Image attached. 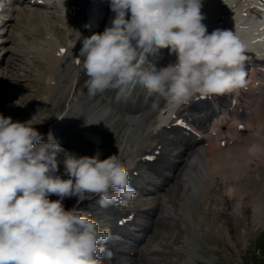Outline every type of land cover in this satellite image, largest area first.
<instances>
[{"label":"clouds","instance_id":"9594fccd","mask_svg":"<svg viewBox=\"0 0 264 264\" xmlns=\"http://www.w3.org/2000/svg\"><path fill=\"white\" fill-rule=\"evenodd\" d=\"M110 7L111 27L84 37L79 51L89 95L138 84L179 106L246 86L244 45L230 30L208 33L202 0H110ZM133 40L167 48L176 62L144 67ZM135 195L116 154L77 156L51 132L43 142L29 121L0 114V264H102L110 232L78 205L96 196L101 207L123 209ZM72 197L76 205L66 209Z\"/></svg>","mask_w":264,"mask_h":264},{"label":"bare ground","instance_id":"6f19581e","mask_svg":"<svg viewBox=\"0 0 264 264\" xmlns=\"http://www.w3.org/2000/svg\"><path fill=\"white\" fill-rule=\"evenodd\" d=\"M21 2L22 0H14L13 7L8 13H12L13 10H16V4ZM61 2L69 14L65 15L61 12V17H63L64 23V32L60 36V34L55 31H46L44 34L45 39L40 45H34L29 42L24 43V41H27L25 40V36H28L26 31L35 34L32 28L34 22L31 20H35L36 16H39V13L34 11L27 12L26 16L28 20L24 21V24L21 20L22 13H20V17L5 14V18L11 17L12 20H15V26L21 31L19 33L20 35L17 33L20 47L15 52L20 56H25V58L22 56V58L25 59L24 63L37 70V79L45 86L44 90H42V98L37 105L41 111L35 117L36 121L32 126L36 127L41 134H44L47 137L48 133L51 132L53 137L59 143L66 142L69 138L68 135L77 137L75 138V142L81 147L80 151H82L83 155H87L89 150L93 154H96V152L99 151L101 155H103L108 149H111L113 154L118 156L126 168L130 180L132 172L139 168L140 157L142 154L154 149L156 150L158 145H160L153 140L161 139L163 143L168 142L171 145V148H167L165 144L163 149H168L173 154L179 153L180 159H182L181 154L183 155L187 149L183 148L184 145L178 142L177 139H175L176 137L171 135L172 132H168L167 127L176 121L173 116L177 112L186 110L188 106L185 104L177 106L170 103L166 98L152 93H149L146 100H143V97H141L136 100L138 103L136 101L132 103L133 100L130 98L131 94L128 92L127 88L124 91H121L120 89H107L104 92L89 95L85 87V81L88 77L85 75L82 67L83 58L79 56V51L82 47V40L84 37H87L85 18L86 8L89 6V0H57L54 2V5L56 6L57 3ZM262 6L261 0H204L201 11L206 19L203 23L207 26L208 33H211L216 29L230 30L238 37L244 45L245 50L249 46L250 49L251 47H257L264 55V32L261 31V28L264 27V10ZM60 11L63 10L61 9ZM227 13L232 15L234 22L237 24V26H235L236 30L229 28L222 29L217 26L218 14H220L221 17H224ZM2 26L8 28L9 26L12 27L14 25L10 24L9 21L4 20L2 21ZM54 30H57V28H54ZM99 33H102V29ZM3 40L7 42L10 38H4ZM61 49H65L63 55L59 54ZM5 50L7 51L8 49L5 47ZM26 56L38 59V65H35L33 60ZM77 58H79V64L75 63ZM175 62V54H170L169 50L165 48L161 63L157 65V70L167 67L169 64H174ZM39 66L43 69H38ZM8 69L9 68L5 70L0 69V78L8 80L13 78V76L9 75L10 73H8ZM258 76L262 77V73L255 70L252 71V77L249 80L252 82L251 87L253 91H256L258 87ZM5 95L4 97H6L7 101L4 104H8L10 107V104L14 103V100ZM83 105L87 106V110L82 108ZM51 107L52 112H57L59 107H61V110L55 118L51 113ZM47 108H50L49 112H47ZM70 113L80 115V119L74 122V125L67 121ZM263 113L264 98L262 97L260 104L255 108L253 115L251 116V122L257 123L258 125V129L254 133L255 136L260 137L262 135V133L258 135L257 132L259 130L262 131L263 129L259 122V117ZM69 116L71 117V114ZM214 117L220 118V121L224 122L225 118L221 117L219 114L215 113ZM33 119L34 118H32V120ZM103 120H106V123L101 125L100 123ZM219 128L220 133L224 134L222 124L219 125ZM83 130L100 134L103 138V143L99 146L93 145L82 136L81 132ZM215 130L216 127H213L212 124H210L207 134L212 137ZM65 131L67 137L64 136ZM156 132H158V135L153 136L152 134H155ZM248 153H250L248 159L251 157L248 162L249 168L244 172L237 174L236 177L224 176V171L222 169L225 167V163L221 160V150L215 151V149L212 148V145H206V147L198 148L196 151H190L188 152V156L183 158L185 163L182 164L183 168L181 169V176L184 173H187V175L191 174L195 177V179L194 177L192 178L190 184L185 181V190L183 191V194L180 195L181 199L179 201V205L182 208L181 215L184 219H181V223L186 231V244L189 246L190 250L188 254V248H185L187 253V259L185 260L186 264H196L194 261V258L196 257L194 256L195 241L198 236L204 237V234L199 227L204 220V214L201 212V205L206 204L208 198L204 193L205 191L211 193L218 189L212 198V206H218V203L221 201L226 208L221 206L218 208L226 210L231 216H234L240 206L241 208H247L250 206L247 199L250 193L251 183L255 182L256 186H261V188L264 189V147L263 145L255 147L251 146L247 154ZM199 154H201V157H205V166H203V168L199 165ZM77 155L80 156L81 154ZM251 155L254 157L252 158ZM239 157L240 156H238V158ZM101 159L103 158L101 157ZM202 165H204L203 160ZM167 173L168 172L165 174ZM177 178L179 179V175ZM133 181H135V179ZM140 185L142 184L140 183L137 186ZM134 190L136 195L133 199L139 202V198L142 196V190L146 189L144 187L141 189L136 187ZM188 193L191 194L190 202L182 199L184 197L183 195L186 196ZM164 197L166 198V195H164ZM237 197L240 198L239 201ZM262 197H260V199ZM93 198L94 197H91L80 203L78 209H81V206L90 203ZM160 198L163 197L161 196ZM50 199L56 200L58 197L52 195ZM133 199L127 209H134ZM148 201H153V199H148ZM76 202L75 197L65 198L63 204L66 209H71L76 205ZM166 203L165 200L161 209H167L170 215H174V217L180 215V213H177L174 209L173 204L170 203V206L168 207L166 206ZM118 209L121 208L112 205L110 210H106L104 213V219L101 217L100 222L93 219L99 224L101 230L107 229L110 233L116 232L115 235H113L103 246L111 247L112 243H117L122 240L123 237H126V235L122 233V228H118L116 225L115 227L114 225H110L111 219L114 220L116 217L115 212H118ZM263 212L264 207L262 206L259 209L260 218H262L260 213ZM191 214L195 217H192ZM110 216H112V218H110ZM142 217L143 214L136 219L142 220ZM189 222L191 227L189 226ZM134 225V228L136 229L137 225L135 223ZM204 226L206 228L205 232L207 233L214 232L218 229L214 224L204 223ZM114 229H116V231H114ZM132 231H134V229H132ZM162 233L167 234L165 231H162ZM147 239L148 236L145 237V240ZM151 243L152 239L148 241L149 245ZM117 246H119V248L121 246L125 250H128L127 246L124 244ZM154 248L156 250L153 249L148 251L146 249V251H142L140 249L137 252L139 255L144 254L145 257L150 256L149 253L152 252L158 254V250L161 251V244L158 243ZM180 248H183V246H179V249ZM102 256L107 264H127L125 260L111 259L105 257L104 254Z\"/></svg>","mask_w":264,"mask_h":264},{"label":"rangeland","instance_id":"374dc122","mask_svg":"<svg viewBox=\"0 0 264 264\" xmlns=\"http://www.w3.org/2000/svg\"><path fill=\"white\" fill-rule=\"evenodd\" d=\"M21 20L24 24V18H22ZM13 27L17 28L15 25L12 26V28ZM10 28H11L10 26L7 28L8 29L7 33H10ZM58 31H60V29ZM17 33L18 32H16L15 36L9 35L6 38H10V40H9L10 42H14V41L19 42L17 39V36L19 33L18 34ZM11 37H13V38H11ZM29 43H32L34 45H40L41 42H37V41L32 39ZM9 46H12V45L10 44ZM19 46H20V43H19ZM6 49H8L9 51L5 50L4 55H7L9 53H11V54L16 53L11 48H6ZM17 50H15V51H17ZM1 54L2 53L0 52V55ZM3 58H4V56H3ZM10 60H11V57H10ZM34 60H33L34 64L38 65V59H34ZM0 61L2 62V59H0ZM24 61H25V59L21 58L19 63L12 62L8 66H6L7 65V63H6L4 65L6 67L0 68L1 70H5V69L9 68L8 73H10L9 75L13 76V78L11 80L0 78V114H2L5 117L11 116L14 121H20V122L29 121V124L32 126L33 123L36 121L35 117L41 111L40 108L37 107V105L39 104V102L42 98V95H43L42 90H44L45 86L42 84H39L36 81H32V80H38L37 79L38 72H36V76H35V78H33L35 72L30 74V72H31L30 69H34V68L25 64ZM1 62H0V64H1ZM20 67H22L23 69H20ZM41 68L42 67L39 66L38 69H41ZM4 95L13 98L14 103L10 104V107L8 104H4L7 101L6 97H4ZM82 108H84V110H86L87 106L83 105ZM47 109H48L47 112H49L50 108H47ZM60 110H61V107H59V110H57V112L56 111L52 112V107H51V113H52L54 118L57 117V114ZM76 117L77 116H75L74 114L71 113V117L70 116L68 117L69 123L73 124ZM32 118H34V119L32 120ZM63 147L71 153H74V154L78 153L79 146L77 145V143L74 142V138H70L67 142H65ZM88 154L90 155V153H88ZM112 154H113V151L111 149H108L105 152V155H103V157L106 158L107 156L112 155ZM253 157L254 156H252V158ZM62 159H64V157H62ZM250 159H251V157L248 159V162L250 161ZM254 160H255V158H254ZM58 161H59V158H58ZM63 170H64V165H63V162H61L58 164L57 174L63 175ZM231 176H233V175H231ZM254 184H255V182L250 184L249 200L251 201V204L249 207L241 208V206H240L239 209L237 210L236 214L234 216H231L232 218L230 217L229 220L227 218H225V216L223 214L224 210H222V209L218 212V218L216 219V214H214L213 217H211V220L209 222H208V220L210 219V217L207 214V221H204L200 226V229L203 232L204 237L207 238L206 241L208 242V244L211 247L212 246L216 247L219 250V252H221V254H222L221 259L216 258V260H217L216 264H264V216H262L263 213H260V216L262 218L259 217V209L262 206L264 207V192L262 194L261 189L260 190L252 189V187L255 188ZM263 185H264V183H263ZM179 193H180V188L177 189V194L179 195ZM215 193L216 192H213V195ZM259 193H260V195H259ZM190 195H191L190 193H188L186 196L183 195L184 196L183 199L185 201L191 200ZM260 197H262L261 198L262 200L260 199ZM97 198H99V197L93 198V200L90 201V203L85 204V206H81V209L79 208L78 210H84L83 208H88V207L92 206V203L96 202ZM170 199L172 201H176L177 195L171 193ZM237 199H238V201L240 200L239 197H237ZM178 200H179V198H178ZM166 202H167L166 206L169 207L170 206L169 201L166 200ZM212 203H213V201L210 200L208 202V204L206 205V207L203 206L204 207L203 211L206 210L207 213L208 212L212 213L213 207H210V205H209V204L212 205ZM133 205H134V203H133ZM220 206L226 208V206L224 204H222L221 201L218 203V206H216V207H220ZM173 207L175 209V206H173ZM179 208H180V211H179ZM88 210H86V211H88ZM161 210L166 215L171 216L167 209H161ZM181 210H182V208L179 205L178 210H176V211H177V213H180V215L176 216L175 218H179L180 221H181V219H183V216L181 215V213H182ZM91 219H94V218H91ZM99 219L101 221V217H99ZM216 220L218 223L216 222ZM204 223L214 224L218 229L216 228L217 229L216 231L207 233V232H205L206 228L204 226ZM163 228H164L163 226H159L160 230H162ZM174 228L175 229H172V227L168 226L167 230L170 231L172 234H169L167 239H169V240L172 239L175 243H181V240H183L185 238V235H184L185 231L182 229V225L178 220L176 221ZM176 229L180 230L179 233L176 232ZM115 233L116 232H114V234ZM185 241H186V239H185ZM172 245H173V243H172ZM207 249L208 248H206V250ZM152 253L154 254L153 257H151V256L145 257L144 254L139 255L138 256L139 260H137V264H145L147 259H149L151 261V263L149 262V264H152L153 260L156 259V255H158L155 252H152ZM157 258H158L157 264H160V263L166 264V262H165L166 259L162 260L160 256H157ZM143 260L144 261L146 260L145 263L142 262ZM168 260H169L168 264H181L176 258H170ZM103 262L107 264L106 260H104Z\"/></svg>","mask_w":264,"mask_h":264},{"label":"snow or ice","instance_id":"6c2138e0","mask_svg":"<svg viewBox=\"0 0 264 264\" xmlns=\"http://www.w3.org/2000/svg\"><path fill=\"white\" fill-rule=\"evenodd\" d=\"M261 31L264 32V27L261 28ZM64 51H65L64 49H61L59 54H60V55H63V54H64ZM76 63L79 64L80 61L77 60ZM177 123H178L180 126H182V127L186 128L187 130L191 131V129L188 127V125L185 124L183 121H177ZM146 158H147V159H154L155 157H146ZM130 218H131V217H129V219H130ZM124 222H125V221H121V223H124Z\"/></svg>","mask_w":264,"mask_h":264},{"label":"water","instance_id":"95a60500","mask_svg":"<svg viewBox=\"0 0 264 264\" xmlns=\"http://www.w3.org/2000/svg\"><path fill=\"white\" fill-rule=\"evenodd\" d=\"M88 137H91V138H93V139H98V140H100V137H98V136H93L92 134H89V133H85Z\"/></svg>","mask_w":264,"mask_h":264}]
</instances>
